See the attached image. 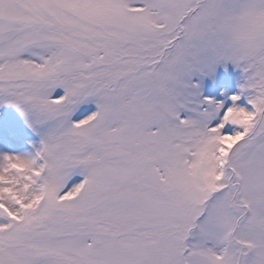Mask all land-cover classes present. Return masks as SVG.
<instances>
[{"label": "snow or ice", "instance_id": "6c2138e0", "mask_svg": "<svg viewBox=\"0 0 264 264\" xmlns=\"http://www.w3.org/2000/svg\"><path fill=\"white\" fill-rule=\"evenodd\" d=\"M0 264H264V0H0Z\"/></svg>", "mask_w": 264, "mask_h": 264}]
</instances>
